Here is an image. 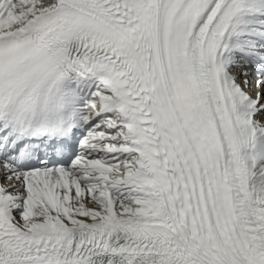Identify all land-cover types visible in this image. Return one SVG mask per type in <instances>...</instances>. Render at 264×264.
Here are the masks:
<instances>
[{"label": "snow or ice", "instance_id": "1", "mask_svg": "<svg viewBox=\"0 0 264 264\" xmlns=\"http://www.w3.org/2000/svg\"><path fill=\"white\" fill-rule=\"evenodd\" d=\"M0 264H264V0H0Z\"/></svg>", "mask_w": 264, "mask_h": 264}]
</instances>
